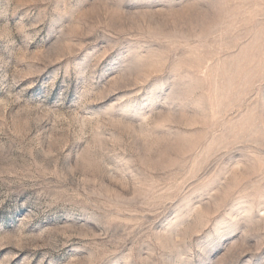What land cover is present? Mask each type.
<instances>
[{
  "label": "rangeland",
  "instance_id": "374dc122",
  "mask_svg": "<svg viewBox=\"0 0 264 264\" xmlns=\"http://www.w3.org/2000/svg\"><path fill=\"white\" fill-rule=\"evenodd\" d=\"M0 264H264V0H0Z\"/></svg>",
  "mask_w": 264,
  "mask_h": 264
}]
</instances>
